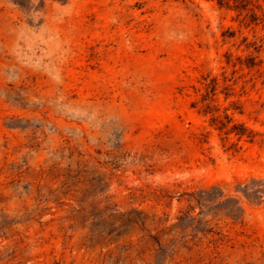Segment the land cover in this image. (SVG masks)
<instances>
[{
  "label": "rangeland",
  "instance_id": "obj_1",
  "mask_svg": "<svg viewBox=\"0 0 264 264\" xmlns=\"http://www.w3.org/2000/svg\"><path fill=\"white\" fill-rule=\"evenodd\" d=\"M246 186L264 0H0V264H264Z\"/></svg>",
  "mask_w": 264,
  "mask_h": 264
},
{
  "label": "trees",
  "instance_id": "obj_2",
  "mask_svg": "<svg viewBox=\"0 0 264 264\" xmlns=\"http://www.w3.org/2000/svg\"><path fill=\"white\" fill-rule=\"evenodd\" d=\"M227 121H222L218 123L216 119L212 120L211 126L221 133H225L227 137L234 135L237 137L238 141H242L246 138L252 140L251 133L249 129L244 124H233L232 119L230 117H226ZM217 122V123H216ZM232 124V125H231ZM243 193V196L250 203H263L264 202V191L262 190H254L249 186H246L243 189H240ZM233 216V215H232Z\"/></svg>",
  "mask_w": 264,
  "mask_h": 264
}]
</instances>
